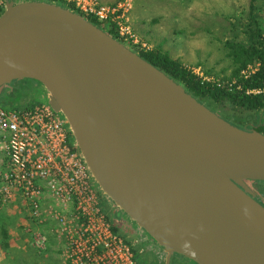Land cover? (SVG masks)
<instances>
[{
	"label": "water",
	"instance_id": "95a60500",
	"mask_svg": "<svg viewBox=\"0 0 264 264\" xmlns=\"http://www.w3.org/2000/svg\"><path fill=\"white\" fill-rule=\"evenodd\" d=\"M31 78L97 188L168 255L264 264V133L239 127L68 7L6 0L0 86Z\"/></svg>",
	"mask_w": 264,
	"mask_h": 264
},
{
	"label": "built area",
	"instance_id": "2783aa9c",
	"mask_svg": "<svg viewBox=\"0 0 264 264\" xmlns=\"http://www.w3.org/2000/svg\"><path fill=\"white\" fill-rule=\"evenodd\" d=\"M5 1L0 0V9ZM62 1L114 24L128 43L148 47L132 30V0ZM0 155V209L9 199L20 198L35 222L45 217L54 220L67 241L66 256L71 264H143L105 214L66 118L48 101L20 107L0 105ZM33 241L41 245L44 236L34 232Z\"/></svg>",
	"mask_w": 264,
	"mask_h": 264
},
{
	"label": "rangeland",
	"instance_id": "374dc122",
	"mask_svg": "<svg viewBox=\"0 0 264 264\" xmlns=\"http://www.w3.org/2000/svg\"><path fill=\"white\" fill-rule=\"evenodd\" d=\"M256 4L257 15L264 20V0H257ZM131 8L129 21L139 42H145L148 47L158 45L206 79L219 81L222 76L230 74L232 61L223 41L243 39L248 0H132ZM139 16L146 17L143 26L137 22ZM40 101H47L46 93L43 98H36L27 105ZM0 105L21 106L6 100H0ZM228 112L237 119L256 121V115L246 110L228 109ZM256 187L259 188L258 182ZM97 190L100 198L102 193ZM16 206L22 212L20 223H14L11 228L9 223L0 221V264H71L66 256L67 241L57 231L55 221L45 217L43 221L35 222L23 209L20 198ZM34 232L44 236L41 245L34 243ZM135 257L140 261L137 255Z\"/></svg>",
	"mask_w": 264,
	"mask_h": 264
},
{
	"label": "trees",
	"instance_id": "16d2710c",
	"mask_svg": "<svg viewBox=\"0 0 264 264\" xmlns=\"http://www.w3.org/2000/svg\"><path fill=\"white\" fill-rule=\"evenodd\" d=\"M46 1L55 2L81 13L71 3L62 0ZM256 3L257 0H248L246 27L242 29L243 39L230 38L223 41L232 66L230 74L222 76L219 81L202 77L179 57L170 55L158 45L143 47L139 44H130L118 34L114 24L101 22L89 14H81L176 80L198 100L212 106L219 115L239 127L255 128L264 133V20L257 15ZM2 10L0 9V13ZM249 66H253L254 69L248 70ZM245 70L248 72L245 73ZM252 89L260 91L254 92L251 91ZM228 109L249 111L256 115V121L247 122L239 117L237 119V116L231 117ZM2 231L5 235V229Z\"/></svg>",
	"mask_w": 264,
	"mask_h": 264
},
{
	"label": "flooded vegetation",
	"instance_id": "af4514ba",
	"mask_svg": "<svg viewBox=\"0 0 264 264\" xmlns=\"http://www.w3.org/2000/svg\"><path fill=\"white\" fill-rule=\"evenodd\" d=\"M26 78L15 79L19 80L0 86V100H6L12 104H21L26 106L36 98H43L45 96L44 90L40 85ZM258 182L259 188L256 187ZM264 180L258 179L252 182L250 188L255 192L256 198L264 205ZM101 206L109 218L115 229L123 236L133 249L135 255L139 257L143 264H199L187 256L173 252L168 255L163 246L158 244L151 236L145 232L130 216L119 211L113 205L112 201L104 195H100Z\"/></svg>",
	"mask_w": 264,
	"mask_h": 264
},
{
	"label": "crops",
	"instance_id": "0c3cea01",
	"mask_svg": "<svg viewBox=\"0 0 264 264\" xmlns=\"http://www.w3.org/2000/svg\"><path fill=\"white\" fill-rule=\"evenodd\" d=\"M102 1L103 2H107V3H111V2H114L116 0H102ZM131 10H132V8H131ZM131 10L129 12V18L132 15ZM138 18H139V21H137V22L140 24V26H143L144 25L143 23L146 22V17H145V19H143L142 16H139ZM1 161H2V158H1V155H0V168H1ZM17 201H18V199L11 198L0 209V221L2 223H9L10 226H12L11 228H13V224L14 223L18 224V223L21 222V217H22L21 214H22V212L19 210L18 206H16ZM17 233L20 234L19 231H16V234ZM21 236L24 237V234L21 233ZM12 247H15V246H12ZM16 253L17 252L14 250V254H16Z\"/></svg>",
	"mask_w": 264,
	"mask_h": 264
}]
</instances>
